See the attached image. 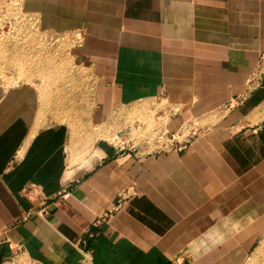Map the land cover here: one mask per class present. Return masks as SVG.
Here are the masks:
<instances>
[{
	"label": "crops",
	"instance_id": "1",
	"mask_svg": "<svg viewBox=\"0 0 264 264\" xmlns=\"http://www.w3.org/2000/svg\"><path fill=\"white\" fill-rule=\"evenodd\" d=\"M18 1L66 58L0 78V264H241L264 235V0ZM155 100L195 122L186 147L105 136Z\"/></svg>",
	"mask_w": 264,
	"mask_h": 264
},
{
	"label": "rangeland",
	"instance_id": "2",
	"mask_svg": "<svg viewBox=\"0 0 264 264\" xmlns=\"http://www.w3.org/2000/svg\"><path fill=\"white\" fill-rule=\"evenodd\" d=\"M65 39L59 35H51L40 31L35 18L21 10L18 0H1L0 2V78L11 83L21 80V74L35 71L37 63L45 64L48 59L63 61ZM154 108L144 107L141 113L125 114L126 129L120 132L122 137L129 138L134 146L129 150L147 151L156 148L155 143H143L151 139L160 130L169 129L168 114L164 101H153ZM166 108V109H165ZM195 123V122H194ZM194 123H186L180 130H176L178 137L184 139L195 131ZM170 131V130H169ZM171 132V131H170ZM117 132L105 134L110 141ZM114 143V140L112 141ZM118 145V144H117ZM118 147V146H117ZM119 148V147H118ZM241 264H264V235L249 252Z\"/></svg>",
	"mask_w": 264,
	"mask_h": 264
},
{
	"label": "built area",
	"instance_id": "3",
	"mask_svg": "<svg viewBox=\"0 0 264 264\" xmlns=\"http://www.w3.org/2000/svg\"><path fill=\"white\" fill-rule=\"evenodd\" d=\"M264 56V53H263ZM188 136L184 139H180L178 137L177 132H170L169 129H162L160 130L154 137L151 139H145L143 143L148 147V143H155L156 148H153L151 150H158V149H182L187 146L188 144ZM126 137V136H125ZM122 137L120 132H117L115 135H113L114 144H118L120 150L128 149L129 146L131 149L135 144L134 142H129V138ZM112 140V141H113Z\"/></svg>",
	"mask_w": 264,
	"mask_h": 264
}]
</instances>
